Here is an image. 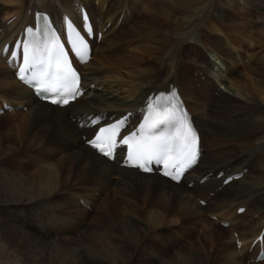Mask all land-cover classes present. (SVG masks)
Instances as JSON below:
<instances>
[{
    "label": "bare ground",
    "instance_id": "6f19581e",
    "mask_svg": "<svg viewBox=\"0 0 264 264\" xmlns=\"http://www.w3.org/2000/svg\"><path fill=\"white\" fill-rule=\"evenodd\" d=\"M215 1L185 34L177 24L190 8L184 0H74L70 6L54 0L52 11L44 5L59 19L85 4L102 31L82 65L85 93L63 107L37 100L0 54V100L14 105L0 114V264H264L247 251L264 219V54L257 50L264 47V0ZM29 7L38 6H19L17 19L0 22V52L31 18ZM251 12L263 14L261 27H253ZM206 31L218 36L213 43ZM229 34L248 45L228 42ZM185 48L205 76L201 91H194L192 77L181 76ZM239 62L249 66L238 70ZM170 82L206 146L180 182L119 166L84 143L94 130L84 125L88 115L134 111L149 91ZM240 205L245 209L237 214ZM91 210L108 216L87 229ZM220 220L227 226H218ZM73 232L81 235L71 238Z\"/></svg>",
    "mask_w": 264,
    "mask_h": 264
},
{
    "label": "snow or ice",
    "instance_id": "6c2138e0",
    "mask_svg": "<svg viewBox=\"0 0 264 264\" xmlns=\"http://www.w3.org/2000/svg\"><path fill=\"white\" fill-rule=\"evenodd\" d=\"M43 27L36 30L35 40L33 44H25L23 46V66L20 68V78L25 79V73L29 69L39 68V72L32 75V80H39V88L41 91H50L52 93H67L74 98L79 87V76L71 68L67 59V53L63 50V45L59 43L58 37L54 34L44 32L47 28L46 17H39ZM71 22H69V27ZM32 33V29H27ZM43 35L44 38L39 37ZM80 45L86 51V44H83V38H79ZM77 42L73 41L76 46ZM13 56L16 53H12ZM86 58V56H85ZM172 100H178L173 96ZM53 103H68V99L62 101L53 99ZM177 111H180L176 103L170 102V107L166 108L163 113L159 114V119L151 120L141 126L140 138L135 140V149L129 154V160L145 171L150 169L146 164L152 161H162L165 169L169 168V161H172V171H165V175L172 176L173 179L179 180L183 171L196 163L198 152V139L195 131L187 119L186 113H181L178 117ZM176 121L179 124L175 134L169 135H149L148 132L156 129L160 124ZM98 123V120H93ZM123 121L113 124L108 128H100L94 134V139L90 141L93 147L97 148L105 156H112L116 147L115 137L118 129ZM135 137V134H133ZM121 143L131 146L129 139H122Z\"/></svg>",
    "mask_w": 264,
    "mask_h": 264
},
{
    "label": "rangeland",
    "instance_id": "374dc122",
    "mask_svg": "<svg viewBox=\"0 0 264 264\" xmlns=\"http://www.w3.org/2000/svg\"><path fill=\"white\" fill-rule=\"evenodd\" d=\"M58 1V2H57ZM62 1V2H61ZM187 1V2H186ZM257 1H263V0H257ZM34 2H36L35 4H33ZM52 4H51V3ZM56 2L57 3H59V4H61V5H63V6H70V5H74V0H72V2H71V0H56ZM56 2H54V0H0V22H5L6 20H7V18H9V17H11L13 14H14V12H15V10H16V8H17V10H16V12H18L19 10H20V8H19V6H33V5H36V6H42V9H46V7H44V5L45 6H49V7H47V8H49V10H53V8L55 7V5H56ZM61 2V3H60ZM184 6H190V8H189V11L188 12H186V13H182V14H180L179 15V17H180V21L177 23V24H179V27H180V31H181V34H185L189 29H191V27H194L196 24H197V22L199 21V19L201 18V17H203L205 14H206V12H207V10L209 9V7L214 3L215 5L217 4V2L215 1V0H184ZM213 2V3H212ZM218 5L217 6H250V5H248V4H246L244 1H242V0H218ZM222 2V3H221ZM245 3V4H244ZM261 3H263V2H261ZM229 4V5H228ZM264 4V3H263ZM54 5V7H52ZM225 12V11H224ZM226 14H227V17L229 18V17H235V12H225ZM251 14H253V15H251V18H252V22H253V27L255 26V29H257L258 27H261L262 26V24H261V22L262 21H260L259 22V20H262V18H263V14H260L259 12H251ZM18 15H19V12H18ZM229 15V16H228ZM17 18H18V16H17ZM16 18V19H17ZM15 22V21H14ZM255 22V23H254ZM13 24V23H12ZM11 24V25H12ZM225 31V30H224ZM205 35H207L206 36V39L208 38V40L209 41H211V43H213V39L214 38H216V34L214 35L213 33H209L208 31H206L205 32ZM231 34H229V39H225V40H228V42H230V43H232V44H234L235 46H237V45H239L240 46V44H241V46L244 44V45H248V43L247 42H241V41H239V42H237V41H234V39H231L233 36L231 35ZM218 37V36H217ZM223 42H225V41H223ZM227 42V41H226ZM236 43V44H235ZM223 45L225 46V44H223L222 43V48H223ZM186 48H188V46L186 47ZM185 48V49H186ZM244 47H242V48H240L241 50L243 49ZM256 48H258V46L256 47ZM196 49H197V46H196ZM188 50H189V48H188ZM187 49L183 52V54H184V56H183V61L181 60V62H180V66H179V69H180V73H181V76L184 74L185 76H186V78H190V77H192V87H194L193 89H194V91H195V88L197 89V88H200V82H198V81H196V79H195V71H194V64L190 61V58H191V54H190V50L188 51ZM198 50H200V51H198ZM259 52H260V54H264V47L262 48V50L260 49V47L257 49ZM197 51L199 52L198 54H197V59H198V61L199 60H201V49H199V47H198V49H197ZM191 62V63H190ZM239 64H240V62H239ZM237 65L238 67H237V69L238 70H241V67H242V69H243V67L245 66V67H248L249 65L248 64H245V63H243V64H240V65ZM247 65V66H246ZM239 67H240V69H239ZM244 67V68H245ZM161 68V67H160ZM159 67H158V69H160ZM183 71V72H182ZM159 72V71H158ZM192 72H193V74H194V78H193V75H192ZM188 74H190V75H188ZM185 76H182V77H185ZM193 84H194V86H193ZM196 92V91H195ZM217 94H216V91H213V95H212V102H215L216 101V96ZM206 96H208L207 98H209L210 99V96H211V90L210 91H207L206 92ZM208 101V100H207ZM3 124L5 125L6 124V120L3 122ZM26 157H27V159H28V156H22V159H26ZM5 161L6 162H8V161H10L9 160V157H6L5 158ZM32 165V166H31ZM29 166L30 167H32L33 169L35 168V166H36V164L32 161V162H29ZM89 213H90V215L89 216H87L86 218H85V220L83 221V223H84V225L86 226V228L88 229L89 227H91V225L94 223V222H96L97 220H103L102 218H105L106 216H108L107 214H105L104 212H100V213H94V215H93V210H91V211H88ZM256 214H253V216H255ZM242 223V222H241ZM217 225L219 226V224L217 223ZM239 226H240V224H238ZM199 230H197L196 231V234L197 235H200V233L198 232ZM174 234L176 235V236H178L179 235V232L178 231H176V232H174ZM72 235V237L71 238H79V236L81 235V233H72L71 234ZM221 237H223V236H221V234H219V237H217L216 239H217V241H218V238H219V241H220V238Z\"/></svg>",
    "mask_w": 264,
    "mask_h": 264
}]
</instances>
